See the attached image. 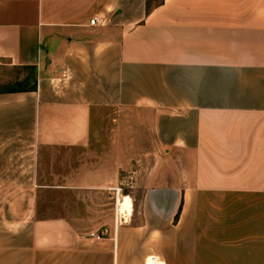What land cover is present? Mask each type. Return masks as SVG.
Returning a JSON list of instances; mask_svg holds the SVG:
<instances>
[{
  "label": "crops",
  "instance_id": "0c3cea01",
  "mask_svg": "<svg viewBox=\"0 0 264 264\" xmlns=\"http://www.w3.org/2000/svg\"><path fill=\"white\" fill-rule=\"evenodd\" d=\"M0 66L36 79L0 89V264H264V0H0ZM130 118L166 154L136 207ZM56 153V188L119 189L126 222L38 218Z\"/></svg>",
  "mask_w": 264,
  "mask_h": 264
},
{
  "label": "rangeland",
  "instance_id": "374dc122",
  "mask_svg": "<svg viewBox=\"0 0 264 264\" xmlns=\"http://www.w3.org/2000/svg\"><path fill=\"white\" fill-rule=\"evenodd\" d=\"M149 2L157 3L158 0H149ZM28 74L29 70L0 66V89L8 87L16 88L17 84L22 82ZM102 121L101 125L103 126L109 122L105 118V115L102 117ZM141 121L136 118H130L125 125L126 130L131 134L130 136H134L133 140L138 149L148 144L151 151L148 154H142V150L135 149L134 160L128 163L127 171H122L119 176V187L123 189L125 194L136 197L131 199L135 207L139 201L137 197L140 196L141 192L148 185V176H151L155 172L157 164L160 161L159 159L164 158L166 155L162 151L154 150L155 142L152 131H149V135H146L145 129L141 126ZM128 138L130 137L128 136ZM62 154L56 153L54 155L53 159L49 162V166L46 168V175L43 178L44 180L46 179V182L39 184L43 188H40L38 193V218L67 219L82 234L95 233L100 237L107 236L114 224L115 217L127 216L126 211L130 206L129 202L127 200H123V202L122 200H117L115 208V200L111 196L112 190L108 189L82 190L75 188L76 186H64L63 189L56 188L63 184L61 181L62 176L68 174L71 163L76 161V155H71L72 159H70L68 155L64 156ZM140 157L144 158L143 163L139 160ZM50 174L54 175L56 181L52 182L50 180ZM45 186L52 187L53 189H46ZM131 192L134 193L131 194Z\"/></svg>",
  "mask_w": 264,
  "mask_h": 264
},
{
  "label": "trees",
  "instance_id": "16d2710c",
  "mask_svg": "<svg viewBox=\"0 0 264 264\" xmlns=\"http://www.w3.org/2000/svg\"><path fill=\"white\" fill-rule=\"evenodd\" d=\"M36 90V79L35 72L33 70H29V74L27 77L20 83L17 84L16 88L8 87L4 88L3 92L6 93H21V92H32Z\"/></svg>",
  "mask_w": 264,
  "mask_h": 264
},
{
  "label": "built area",
  "instance_id": "2783aa9c",
  "mask_svg": "<svg viewBox=\"0 0 264 264\" xmlns=\"http://www.w3.org/2000/svg\"><path fill=\"white\" fill-rule=\"evenodd\" d=\"M96 23H98V20L96 18H93L91 21H90V25L91 26H94ZM118 193H120V190L119 189H114L112 190L111 192V196H112V199L115 200V203L117 204V198H118ZM122 222H126V217L124 216H119V217H115V220H114V224H118V223H122ZM89 237L90 238H94L96 240H100L101 237L95 233H90L89 234ZM146 264H163L159 259L158 257L156 256H151L147 259L146 261Z\"/></svg>",
  "mask_w": 264,
  "mask_h": 264
}]
</instances>
